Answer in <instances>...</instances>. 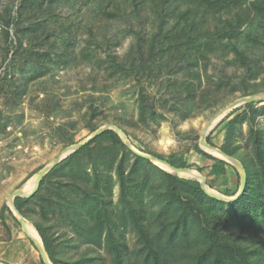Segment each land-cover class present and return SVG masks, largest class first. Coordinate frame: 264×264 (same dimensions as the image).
Returning a JSON list of instances; mask_svg holds the SVG:
<instances>
[{"label":"trees","instance_id":"obj_1","mask_svg":"<svg viewBox=\"0 0 264 264\" xmlns=\"http://www.w3.org/2000/svg\"><path fill=\"white\" fill-rule=\"evenodd\" d=\"M60 1L63 2H10L0 14V22L3 36L15 48V54L33 53L36 46L48 45L51 36L53 41L46 49L49 60L57 44L62 51L59 57L62 53L72 55L75 24L57 19L54 7ZM93 1L100 14L117 17L115 9L103 4V0ZM105 1L116 5L114 0ZM124 1L130 3L135 16L140 17L143 11L147 19L155 21L156 28L147 36L136 33L135 44L123 59L115 55L116 40L106 36L98 39L90 28L89 38L79 52L94 69L115 78L139 80L146 74L157 79L163 68L160 59H168L167 68L181 73L183 79L166 81L171 96L160 104L164 107L169 103L166 111L183 117L189 113V106L197 105V98L205 107H213L216 99L210 102L211 95L215 97L223 90L248 96L264 89V84L257 81L264 72V0ZM211 22L212 27H208ZM130 32L125 28L124 36ZM6 52L8 74L14 60L13 56L8 58L9 47ZM217 52L227 63L240 66L242 74L234 83L230 76H220L213 92L200 91L199 70ZM229 53L233 54L231 59L226 58ZM37 64L33 77L44 72L39 60ZM148 96L141 89L137 108L138 121L143 125H148L149 119L157 122L159 115L156 102L148 101ZM90 109V117L95 116L97 108L92 103ZM238 109L224 123L226 138L219 147L240 160L245 169V186L233 200L212 197L197 179L161 169L132 152L114 129H105L58 162L30 197L15 196V207L31 220L52 264H264V129L255 123L258 115L264 114V101L259 106L247 102L235 113ZM243 121L249 125L251 144V149L245 151L234 140L237 126ZM88 129L95 130L91 124ZM207 142L214 146L209 136ZM64 143L70 145L73 139ZM193 149L213 161L211 170L215 174L231 166L203 150L197 142ZM144 151L176 167L191 166L175 152L166 156L150 149ZM231 167L239 180L238 171ZM115 184L119 185L116 201ZM237 186L218 191L234 196ZM7 216L17 221L4 203L0 218L6 226ZM128 233L137 237L132 249L126 239ZM81 247L83 250L79 251Z\"/></svg>","mask_w":264,"mask_h":264},{"label":"rangeland","instance_id":"obj_2","mask_svg":"<svg viewBox=\"0 0 264 264\" xmlns=\"http://www.w3.org/2000/svg\"><path fill=\"white\" fill-rule=\"evenodd\" d=\"M11 1L0 0V14L5 12ZM13 1L17 3L19 0ZM114 2L116 5L103 0V4L107 3L118 14L117 17L112 18L100 14L96 10V1L93 0H63L57 3L54 7L57 19L75 24L73 25L74 51L71 56L62 53L59 57V51H62L57 44L50 55L51 60L46 55L49 41H53L51 36L48 38V45L36 46L33 53L15 54V48L8 45L3 36V24L0 22V208L4 203L9 204V198L16 190H24V186L35 179L43 168L60 158L68 146L86 140L93 132L105 126L120 128L128 139L130 143L128 148L132 152L135 150L148 154L144 150L150 149L166 156L174 152L183 155L191 165L188 168L197 172L200 178L202 176L205 178L210 191L220 193L218 190L234 187L236 184L238 185L236 192L240 189L241 175L234 164L228 162L238 171L239 180L235 169L231 166H226L225 171L220 174L213 173L211 170L213 161L193 149V144L197 142L205 150L200 144L205 131L207 132L206 141L209 136L214 147L219 148L224 143L226 138L224 123L231 117L229 114L236 108L239 109L235 113H239L247 103L240 102L245 97L240 91L225 92L223 90L224 92L217 93L215 97L211 95L210 102L216 99L213 107H205L199 98L195 101L197 105L195 103L189 106L191 104L189 102L188 106L191 109L186 117L195 115L197 120L189 131H179L177 126L186 117L166 111L169 103L164 107L160 104L165 99L169 100L171 96L170 91L165 87L166 81H173L178 77L183 79L181 73H172L170 68H167L168 59H160L163 68L157 79L148 78L144 74L139 80L124 76L111 77L109 73L94 69L88 61L82 59L79 50L86 44L90 28L98 39L106 36L116 40L118 43L113 48L114 52L125 37L132 35L136 40V33L147 36L156 28V22L147 19L143 11L140 17L135 16L129 2L124 0H114ZM208 27H212V22ZM125 28L131 30L129 35L124 36ZM10 31L14 38L13 28ZM55 32L57 35L58 29ZM26 43L24 42L23 46ZM8 47L10 49L8 58L13 56L14 64L13 70H8V74H5V65L8 60L5 61L4 57ZM232 56L233 54L229 53L226 58L231 59ZM37 60L40 61L44 72L33 77L35 70L39 67ZM261 62L264 64V59ZM199 73L201 84L198 90L213 92L220 76H230L234 83L241 76L242 68L233 63H227L225 58L220 57V53L217 52V55L210 56L205 68L201 66ZM257 81L264 84V72ZM141 89L149 95L148 101L156 102L155 109L159 114L156 116L157 122L149 119L148 125H143L138 121L137 106ZM263 92L264 89L258 93ZM263 101L264 99H261L254 103L259 106ZM91 103L97 108L96 115L92 117H90ZM233 103L237 104L228 108ZM169 114L173 117L170 135L175 136L178 142V146L174 149L167 146L159 147L155 142L157 128ZM255 123L264 129V114L258 115ZM89 124L95 128L94 131H89ZM248 135L249 125L243 121L240 126H237L236 136H234L235 143L240 146L241 151L251 149ZM69 138L73 139V143L66 145L64 141ZM206 149L209 150H205L206 152H212L216 157L221 156L213 152L211 148ZM155 161L153 162L155 165L168 170L157 160ZM130 162H132L131 159ZM177 174L197 179L195 176H188L182 172ZM118 193L119 185L115 184L114 201L118 199ZM16 220L7 216L6 226L0 218V263L46 264L38 246L26 233L28 226L25 231L18 218ZM24 221L34 228L31 220ZM39 239V244L43 247L40 236ZM126 239L130 249L136 246L137 237L134 233L126 234ZM81 250L83 247L79 251ZM106 256L109 259V256ZM135 257V255L132 256L130 262H133Z\"/></svg>","mask_w":264,"mask_h":264},{"label":"water","instance_id":"obj_3","mask_svg":"<svg viewBox=\"0 0 264 264\" xmlns=\"http://www.w3.org/2000/svg\"><path fill=\"white\" fill-rule=\"evenodd\" d=\"M261 99H264V92L263 93H256V94H253V95H249V96H245V97H243L242 98V100L240 101V102H254V101H259V100H261ZM237 103H233V104H231L228 108H231V107H233L234 105H236ZM227 108V109H228ZM225 110V109H224ZM224 110H223V112H224ZM105 129H114L120 136H121V138L123 139V141H124V143L127 145V146H130L129 144V141H128V139L126 138V136H125V134H124V132L120 129V128H118V127H116V126H105V127H102V128H100V129H98V130H96L95 132H93L92 133V135L89 137V138H87L86 140H84V141H81V142H78V143H75V144H73V145H70V146H68L66 149H65V154L63 155L62 154V156L60 157V158H58V159H55L51 164H49L48 166H46L45 168H43L41 171H40V173L38 174V180H37V184H36V187L34 188V190L32 191V192H30L29 194H23V192L21 191V189H18V190H16L12 195H11V197L9 198V206H10V208H11V210H12V212H13V214L18 218V220H19V222H20V224L22 225V227H23V229L25 230V231H27L26 229H25V225H26V223H25V218L23 217V215L17 210V208L15 207V204H14V197L15 196H23V197H30L37 189H38V187H39V183H40V181H41V179L43 178V176L45 175V174H47L58 162H60L64 157H66V156H68L71 152H73V151H75L76 149H78V148H80L82 145H84L85 143H87L88 141H90L93 137H95L96 135H98L100 132H102V131H104ZM206 131H205V133H203V135H202V137H201V139H200V144H201V146L206 150V151H209V150H207L206 148H216V147H214V146H212L211 144H209L207 141H206ZM219 152H220V154H221V156H218V157H220V158H222V159H224L225 161H227V162H230V163H232V164H234L238 169H239V172H240V175H241V187H240V189L238 190V192L232 197V196H225V195H223V194H220V193H215V192H213V191H210V190H208V189H210L208 186H207V184H206V182H205V178L202 176V178H197V180L200 182V185H201V187H202V189L208 194V195H210V196H212V197H215V198H217V199H219V200H223V201H230V200H233V199H235L242 191H243V188H244V186H245V181H246V173H245V169H244V167H243V165H242V163L237 159V158H235V157H233V156H231V155H228L227 153H225L224 151H222L220 148H216ZM134 152L136 153V154H138V155H140V156H142V157H145V158H147V159H149V160H151L152 162H154L155 160H157V161H161V162H164V163H166L167 165H169L171 168H172V170L173 171H169V170H167V171H169L170 173H180L181 171H183V170H186V169H189L188 167H176V166H173V165H171V164H169L166 160H163V159H159V158H157L156 156H153V155H151V154H145V153H141V152H139V151H135L134 150ZM210 153H212V152H210ZM213 154V153H212ZM214 155V154H213ZM156 162V161H155ZM232 197V198H231ZM32 240H33V238H31ZM33 242H35L34 240H33ZM36 244V243H35ZM37 245V244H36ZM39 248V247H38ZM43 249H44V252H45V254H44V252L43 251H40L41 252V255H42V257H43V259H44V261H45V263L46 264H52V262L50 261V259H49V257H48V255H47V253H46V251H45V248H44V246H43ZM39 250H40V248H39ZM0 264H2V263H0Z\"/></svg>","mask_w":264,"mask_h":264},{"label":"clouds","instance_id":"obj_4","mask_svg":"<svg viewBox=\"0 0 264 264\" xmlns=\"http://www.w3.org/2000/svg\"><path fill=\"white\" fill-rule=\"evenodd\" d=\"M135 44V37L129 35L125 37L120 44L115 48V55L123 59L125 58L132 47ZM173 117L169 114L166 118L161 121L159 127L157 128L156 139L155 142L157 146L163 147L167 146L170 149H174L178 146V142L176 141L175 136L170 135L172 132L171 120ZM197 117L195 115H190L186 117L178 126L179 131L187 132L190 130L191 126L196 122ZM42 241V240H41Z\"/></svg>","mask_w":264,"mask_h":264},{"label":"bare ground","instance_id":"obj_5","mask_svg":"<svg viewBox=\"0 0 264 264\" xmlns=\"http://www.w3.org/2000/svg\"><path fill=\"white\" fill-rule=\"evenodd\" d=\"M218 117V116H217ZM211 150L213 151V152H215L217 155L219 154V155H221L220 154V152L216 149V148H211ZM64 154H65V152H64ZM63 154V155H64ZM161 165H163L165 168H167L168 170H171L172 171V168L169 166V165H167L166 163H164V162H161V161H158ZM182 173H184V174H186V175H188V176H195V177H201L200 175H198V173L197 172H195V171H193V170H190V169H186V170H183V171H181ZM38 177L36 176V178L35 179H33V180H31L29 183H28V185H26V186H24V190L23 189H21V191L23 192V194H29L30 192H32L33 190H34V188L36 187V184H37V179ZM26 226H28L27 227V234H29V236L31 237V238H33V240L35 241V243L37 244V246L40 248V251H43L44 252V249H43V247L42 246H40V239H39V235H38V233L36 232V230L31 226V225H28V224H26L25 225V229H26ZM44 254H45V252H44Z\"/></svg>","mask_w":264,"mask_h":264}]
</instances>
